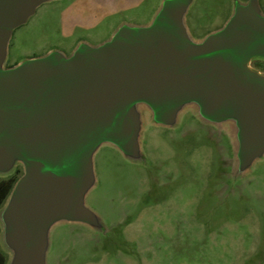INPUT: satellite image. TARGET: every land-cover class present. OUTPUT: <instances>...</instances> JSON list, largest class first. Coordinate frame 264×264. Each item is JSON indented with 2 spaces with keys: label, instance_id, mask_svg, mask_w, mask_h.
<instances>
[{
  "label": "water",
  "instance_id": "1",
  "mask_svg": "<svg viewBox=\"0 0 264 264\" xmlns=\"http://www.w3.org/2000/svg\"><path fill=\"white\" fill-rule=\"evenodd\" d=\"M53 0H0V176L22 173L0 208L6 264H47L51 229L62 222L103 231L85 204L93 157L105 144L144 162L142 110L174 127L193 107L228 123L234 174L264 156V14L258 0L235 2L222 28L193 40L185 15L193 0H162L146 25H120L99 45L80 42L5 67L13 32Z\"/></svg>",
  "mask_w": 264,
  "mask_h": 264
},
{
  "label": "rangeland",
  "instance_id": "2",
  "mask_svg": "<svg viewBox=\"0 0 264 264\" xmlns=\"http://www.w3.org/2000/svg\"><path fill=\"white\" fill-rule=\"evenodd\" d=\"M67 1L42 4L13 32L6 68L53 50L70 55L80 38L92 45L91 39L107 37V31L91 39L83 31H62L58 16ZM159 1L152 0V18ZM243 1L193 0L185 15L190 37L199 41L222 28L234 3ZM259 4L264 14V0ZM251 65L264 72L263 63ZM142 116L144 162L130 161L108 144L93 157L96 182L85 204L104 230L55 225L46 263L264 264V156L240 179L230 181L236 167L235 140L232 155L220 156L219 138L193 107H186L171 128L155 125L147 110ZM14 170L0 176V182L21 175ZM0 249L6 252L1 237Z\"/></svg>",
  "mask_w": 264,
  "mask_h": 264
},
{
  "label": "crops",
  "instance_id": "3",
  "mask_svg": "<svg viewBox=\"0 0 264 264\" xmlns=\"http://www.w3.org/2000/svg\"><path fill=\"white\" fill-rule=\"evenodd\" d=\"M152 4V0H68L59 13L58 25L68 35L83 31L89 39L104 31L109 32L105 39H98V36L96 40L91 39L92 45H99L122 24H148L154 13ZM81 41L84 40L80 38L76 43Z\"/></svg>",
  "mask_w": 264,
  "mask_h": 264
},
{
  "label": "flooded vegetation",
  "instance_id": "4",
  "mask_svg": "<svg viewBox=\"0 0 264 264\" xmlns=\"http://www.w3.org/2000/svg\"><path fill=\"white\" fill-rule=\"evenodd\" d=\"M83 42V41H81ZM80 43V42H79ZM261 63L264 64L263 61ZM264 73V72H263ZM206 127L210 128V132L212 135L218 137L217 145L216 147L218 148V152L220 156L222 154L229 155V157L232 155V141L233 139V128L230 124L225 123V124H212L208 122H204L200 120ZM243 176V175H242ZM242 176H236L234 173H230L229 180L230 181H236L240 179Z\"/></svg>",
  "mask_w": 264,
  "mask_h": 264
},
{
  "label": "trees",
  "instance_id": "5",
  "mask_svg": "<svg viewBox=\"0 0 264 264\" xmlns=\"http://www.w3.org/2000/svg\"><path fill=\"white\" fill-rule=\"evenodd\" d=\"M256 62H261V61H256ZM15 173L16 174H21L22 173V168L20 166H17L15 168ZM18 179L17 175L15 177V175L10 176L8 179L1 181L0 182V206H2L4 204V202L6 201V198L8 197L14 183L16 182V180ZM8 255L6 254V252H4L3 250L0 249V264H6L7 260H8Z\"/></svg>",
  "mask_w": 264,
  "mask_h": 264
}]
</instances>
